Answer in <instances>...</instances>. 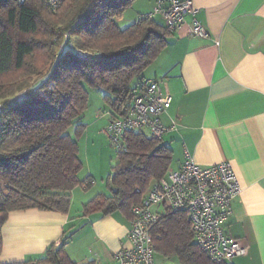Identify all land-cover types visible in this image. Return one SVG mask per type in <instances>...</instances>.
Returning <instances> with one entry per match:
<instances>
[{
    "label": "trees",
    "instance_id": "trees-1",
    "mask_svg": "<svg viewBox=\"0 0 264 264\" xmlns=\"http://www.w3.org/2000/svg\"><path fill=\"white\" fill-rule=\"evenodd\" d=\"M136 1L65 0L53 11L41 0H0V255L11 212L68 213L74 189L94 186L90 177L79 178L78 138L70 134L71 128L80 135L86 127L89 89L103 93L110 120L125 117L137 82L171 35L147 15L120 28L117 19ZM46 68L47 77L32 84ZM125 139L127 151L117 152L108 178L110 195H97L83 216L121 212L132 220L133 207L172 168L173 152L161 140L144 132ZM152 233L156 250L178 256L182 264H217L194 241L185 210L167 211ZM69 239L36 261L0 264H76L66 253Z\"/></svg>",
    "mask_w": 264,
    "mask_h": 264
},
{
    "label": "crops",
    "instance_id": "crops-1",
    "mask_svg": "<svg viewBox=\"0 0 264 264\" xmlns=\"http://www.w3.org/2000/svg\"><path fill=\"white\" fill-rule=\"evenodd\" d=\"M146 1L150 3L137 0L117 19L120 28L152 12V1ZM192 1L207 37L189 35L185 24L169 36L143 78L159 81L162 91L173 98L161 117L165 126L178 124L162 140L173 152L172 169L180 167L186 149L198 166L230 162L235 169L242 192L232 202L233 215L225 231L246 247L247 254L229 263L264 264V0ZM101 113L93 116L104 120ZM79 191L77 187L72 192L68 213L11 212L2 227L0 261H36L53 244H61L68 227H75L74 217L98 194L85 196ZM84 222L71 230L68 256L76 264H119L114 256L129 245L131 220L115 212L84 216ZM154 263L182 264L178 256L159 250Z\"/></svg>",
    "mask_w": 264,
    "mask_h": 264
},
{
    "label": "built area",
    "instance_id": "built-area-1",
    "mask_svg": "<svg viewBox=\"0 0 264 264\" xmlns=\"http://www.w3.org/2000/svg\"><path fill=\"white\" fill-rule=\"evenodd\" d=\"M26 0H16L24 3ZM56 11L65 0H41ZM150 18L160 17L170 34L188 24V34L206 38L208 33L197 18L192 0H151ZM191 18L190 22L187 21ZM67 39V35H66ZM60 52L64 46L59 48ZM86 57L89 53L78 51ZM130 113L125 117L111 118L103 133L116 152H126V135L144 132L150 139L163 140L177 128V122L165 126L161 117L173 98L162 91L157 80L142 78L136 85ZM3 105L0 103V115ZM110 115V114H108ZM242 192V187L230 162L210 167L198 166L193 154L184 151L178 169H170L166 176L150 187L141 203L132 209L131 230L127 235L128 246L114 256L119 264H155L156 252L153 227L167 211H187L194 241L214 263L230 262L245 256L246 247L226 234L225 225L233 215L232 202Z\"/></svg>",
    "mask_w": 264,
    "mask_h": 264
},
{
    "label": "rangeland",
    "instance_id": "rangeland-1",
    "mask_svg": "<svg viewBox=\"0 0 264 264\" xmlns=\"http://www.w3.org/2000/svg\"><path fill=\"white\" fill-rule=\"evenodd\" d=\"M144 1L146 4L150 3H148L146 0H142V3ZM156 18L162 21L160 17ZM48 72L49 69L46 68L42 75L33 77V79H31L33 80L32 84H39L40 81L44 79L43 77H47ZM89 91V106L82 121L86 127L80 135L76 134L74 128L70 129V134L72 137L78 138L79 143V159L83 165L82 170L79 173V178L82 179L81 181H83L90 177L96 183V185L92 186V188L89 190L83 189L81 186L78 187L80 190L79 192L85 196L86 194H89L88 196H92L96 195L97 193V195H100L104 191L110 192L108 188V178L112 172V166L117 161V152L110 146L108 138L103 133V130L108 126V119L111 117V114H108L111 113V109L105 104L103 93L101 91L94 89H89ZM95 111H101V115H105V119L107 120H100L95 114L93 116ZM173 165H176L175 161L173 162ZM1 189H4L3 185H1ZM74 218L75 227H68L66 230L68 236L67 239L70 238L69 236L71 235L72 231L76 229V227L86 224V222H84V216L82 212Z\"/></svg>",
    "mask_w": 264,
    "mask_h": 264
}]
</instances>
